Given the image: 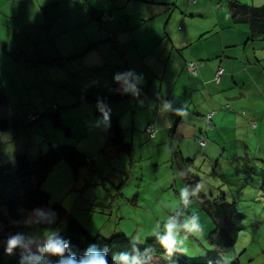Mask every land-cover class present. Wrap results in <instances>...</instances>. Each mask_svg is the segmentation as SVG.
Wrapping results in <instances>:
<instances>
[{"label":"rangeland","instance_id":"1","mask_svg":"<svg viewBox=\"0 0 264 264\" xmlns=\"http://www.w3.org/2000/svg\"><path fill=\"white\" fill-rule=\"evenodd\" d=\"M85 1L84 4V0H78L74 16L83 12L82 19L76 30L77 27L72 28L73 17L66 41L75 43L76 50L81 46L83 48L91 24H95V20L89 15L91 8L87 4L90 0ZM174 1L178 10H187L186 4L189 5V0ZM198 1H201L199 5L204 6L208 14L206 17L192 18L194 22L200 19L206 22L211 17L215 18L213 11L220 15L221 22H224V11L228 12L225 0ZM31 2L0 0V40L3 43V46L0 45V78L7 97V102L0 105V119L5 118L9 121V128L0 132V150L2 147L5 150L8 148L9 154L26 152L30 147L27 139L29 133L32 135L37 132L35 139L39 138L36 146L42 143L44 134L41 133V123L43 122V127L44 122L48 125L51 116L43 114L40 121L30 122L27 115L36 110L43 112V104L47 105L46 111H51L52 101L56 99L57 104L61 105V114L70 124L72 135L69 139L80 145L88 144L89 147L82 148V151L93 156V163L83 167L77 179L69 167L71 178L59 169L42 183V187L54 197L53 200H59L65 208L72 211L90 233L103 236L123 233L131 239L139 237L143 244L146 239L153 237V229L158 223L162 224L166 220L171 208L177 206L180 189L185 185L195 186L203 182L205 189L200 191L193 198L191 206L185 209L186 215L195 213L199 216L203 236L189 240L186 258L204 260L212 256V253L205 251L212 249L213 246L205 238L207 230L204 224L209 223L213 226L214 223L203 208V201L224 194L227 201L236 202L242 227L233 234L231 246L222 251L218 249V259L228 263L238 257L241 264H264V90L259 92L253 84L247 82L249 78H253L264 86V38L252 41L246 39L248 37L246 36L240 45L227 48L234 53L231 61H235L236 66L240 67L237 82L232 81L233 85L228 89H223L224 83L212 84L214 90L210 93L214 96V102L203 104L204 111H201L205 115L212 113L214 115L212 120L203 121L192 116L198 123H202L204 130L208 131L207 136L200 133L206 144L211 146V143H214L220 147V151L218 153L215 151V158L207 159L200 153V157L192 162L183 163L175 145L182 140L185 142L186 136L177 133L173 139V132L170 130L159 132L155 138V147L137 145L131 154L117 151L111 146L110 128L104 130L102 126H97L96 121L100 116L92 113L96 110L92 107L96 100L84 101L80 107L79 102L75 103L83 93L96 95L114 93L112 86H105L107 81L103 75L104 68L98 67L89 75L85 70L91 65L86 67L85 52L74 55L73 52L64 49L61 54L57 50L59 44L39 35L41 32L37 37L39 40L32 39L35 36V29L39 26L33 21L38 2L36 0ZM208 2L212 3V6ZM97 3L101 4L100 0ZM214 6L217 8L212 10ZM23 18H29L30 22L27 20L26 23L24 20L21 23ZM96 20L97 24L98 17ZM4 25H8V28ZM168 31L177 42L181 41L180 34L174 31L170 23ZM185 34L189 36L190 32L185 29ZM219 36L216 35L210 42L213 50L216 49L215 40ZM105 45L106 43L100 42L96 45L98 49L90 50L89 53L99 54L101 51L107 60L115 63L120 57L119 51L114 49L113 53ZM201 45L202 42L196 47L200 48ZM67 55L69 58H63ZM213 56L212 54L207 59L199 60L188 57L187 50L181 53V58L187 62L195 60L198 63L202 62V65L206 61L218 60L212 58ZM44 57H49L47 58L49 61L55 58L56 61L45 63L42 59ZM70 61L83 63V68L75 80L68 70ZM225 61L222 60V63ZM101 63L102 61L100 65ZM222 68L224 70V67ZM106 72L108 73L107 68ZM181 80L182 78L178 80L177 88L183 85ZM199 89L204 90L201 85ZM194 92L193 90L190 94ZM77 93L81 95L76 97ZM107 103L112 110L111 122L117 120L120 123L126 142L132 139L139 142L148 140V135H142V132L132 129V109L125 99L119 98ZM189 104L193 105V100ZM149 125L154 135L156 128L153 124ZM34 127L37 128L32 131ZM202 138L198 141L203 140ZM29 141L32 142L33 138L30 137ZM175 151L177 153H174ZM181 172L183 175H179ZM221 173L229 174L227 176L229 180L222 179ZM78 180L79 186L73 187V181ZM84 203H87L88 207L82 205ZM19 209L24 215L30 212ZM39 230L41 232L43 229H36ZM157 256L161 258L160 264H174L166 256Z\"/></svg>","mask_w":264,"mask_h":264},{"label":"crops","instance_id":"2","mask_svg":"<svg viewBox=\"0 0 264 264\" xmlns=\"http://www.w3.org/2000/svg\"><path fill=\"white\" fill-rule=\"evenodd\" d=\"M26 1L31 2V0ZM36 1L38 2L37 12L34 15L35 19L33 21H35L34 23L39 27L35 29V36L32 37V39L36 41L39 40L37 37L41 32L39 35L45 36L46 39L53 40L55 43L59 44L57 50L61 54L64 49L73 52L72 54L74 55L78 52L80 53L83 49L82 46L78 47L76 50L75 48L77 46L74 45L75 43H71L69 40L66 43L70 34L73 17L74 26H72V28L77 27L76 30L82 19L83 12L74 16L78 8V0ZM97 1L98 0H90L89 4H87L89 8H91L89 15L95 20V24H91V30L88 31L85 37V45L88 39L100 38L102 39L100 42L106 43L105 46L109 47L113 53L114 49H117L120 53V57L116 59L115 63H111L110 60L104 57L101 51L99 54L85 52V56H87L86 67L89 65H91V67L95 66V70L98 67H103V75L106 76L107 81L105 82L106 87H111L114 84L112 79L114 73L122 72L124 69L135 70L144 77L139 98L134 99L128 95H123L121 98L125 99L132 109L131 124L133 130L142 132V135L145 134L147 136L148 134L145 132L146 125L153 124L156 128V132L152 137L147 136V141L143 140V142H139L138 140L134 141L132 139L131 144L133 146V151H135L137 145L142 146L146 144L147 146L151 145L155 147V138H157L159 132H167L170 130L173 132V139L177 136V133L185 134L186 136L185 142L182 140L178 145L174 144L177 146L181 160H184V162H192L200 157V153H203L207 159L215 158V151L218 153L220 147L214 143H211V146H209L205 141L203 145L199 143L198 139L202 138L201 134L204 133L207 136L208 131L204 130L202 123H198L192 116L194 115L203 121L212 120L214 115L208 118L207 115L210 113L205 115L201 112L203 110V104L214 102V96L210 93L211 90H214L212 84L214 82L219 84L224 83L225 87L223 89H228L233 85L232 81L237 82V76L240 74V67L236 66L235 61H231L232 54L234 53L231 50L228 51L227 48L240 45L246 36H248L246 39H250L248 25L246 23H233L229 10L228 12L224 11V22H221L220 15L215 11H213L215 18L211 17L206 22L201 19L194 22L192 18L197 16L206 17V14H208L205 7L199 5L201 1L198 0L194 4L190 2L191 0L188 1L190 5L186 4L188 11L178 10L177 7H174L171 9L169 15H167V12L163 9L165 5L149 3L142 0H104V6L103 0H100L101 4L97 3ZM238 1L252 6L264 4V0ZM85 2L84 0L83 3L85 4ZM22 4L24 5V2ZM208 4L212 6V3L208 2ZM214 8L216 9L217 7H212V10H214ZM93 11L94 13H101V16L98 17L97 24ZM71 14L72 16H70ZM24 19L26 18H23V20ZM169 23L174 27V31L180 34V42H177L168 31ZM5 28H8V25L5 26ZM185 29L190 32L189 36H186ZM110 34L113 37L110 38ZM216 35L220 36L215 40L216 49L213 50L210 42L216 38ZM9 41L10 38L7 40V47L9 46ZM200 42H202L203 45L197 48L196 46ZM0 45L3 46L1 40ZM217 48L218 51L216 52ZM95 49L98 48L95 47L91 50ZM251 49L253 55L254 48L252 47ZM183 50H187L188 57L204 60L213 54L214 56L212 58H217L218 60L204 62L203 65L198 68L197 74L194 75L188 69L187 60L181 58ZM67 56L63 58H67ZM222 60H226L225 63H222ZM101 61L102 63L100 65ZM219 66L224 67V70L219 82H216L214 81V76ZM68 67L71 74L72 72L73 74H78L83 68V63H73V61H70ZM184 71L186 74H184ZM86 72L88 73V71ZM93 72L94 71H90L88 74L91 75ZM180 78H182L181 82L183 85H180L181 88H177ZM247 82L253 84L259 92L264 90V86H261L256 79L249 78ZM200 85L203 86L204 90L199 89ZM193 90L195 92L190 94ZM42 93H44V91ZM161 99H175L176 104L174 107H179V104L186 102L189 113L187 118H179L171 113L160 114L158 105ZM204 99H206V101H204ZM54 100L52 104L57 102L56 99ZM192 100L194 106L189 104ZM43 105L46 110L47 105ZM153 105L157 107H153ZM169 120L171 121V127H169L168 124ZM41 127L43 129V124H41ZM36 128L37 127L32 128V131H35ZM35 133L37 134V132ZM41 133L44 134L42 130ZM36 134L31 135V133H29V135H27L30 146L28 149L30 151H35L39 148V145L36 146V141L39 138L35 139L37 137ZM30 137L33 138L32 142L29 141ZM38 144L41 146V143ZM86 145L89 147L88 144ZM217 164L218 161L216 165ZM56 169H62L64 173L67 172L64 163L58 164ZM81 169H83V167ZM220 175L222 179L226 181L229 180L227 178L229 174L221 173ZM73 187L76 188L78 185L74 183ZM204 227L208 232L213 226L209 223H205ZM213 251L216 252L218 250L213 246ZM160 262L161 258L155 255L153 264H160Z\"/></svg>","mask_w":264,"mask_h":264},{"label":"trees","instance_id":"3","mask_svg":"<svg viewBox=\"0 0 264 264\" xmlns=\"http://www.w3.org/2000/svg\"><path fill=\"white\" fill-rule=\"evenodd\" d=\"M142 1L165 5V8L163 9L167 12V15H169L172 8L176 7L174 0ZM196 1L197 0H191L190 2H193L192 4H194ZM225 5L230 12L233 23H246L248 25L250 40L260 37L264 38V4L252 6L238 0H225ZM94 15L95 18L100 17L101 13L97 12ZM24 20L25 22L27 20V22H30L29 18ZM109 37L111 38L113 36L110 34ZM101 40L102 39L100 38L88 39L87 44L83 47L80 53H88L91 49L95 48ZM80 53L78 52L77 54ZM67 57L69 58V56ZM47 58L49 57L42 58L45 63L56 61L55 58L51 61L47 60ZM94 70L95 66H92L86 71L89 73ZM71 76L74 78L73 80L77 78V74H73V72ZM64 84L67 85V83ZM112 87L116 88L118 86L114 83ZM101 88L103 89V86H101ZM84 89H82V91ZM78 95L80 96L81 93H77L76 97H78ZM122 96L123 95L117 92L109 94L102 93L101 95L83 93L80 99H76L77 101H75V103L79 102L80 107L82 103H85L88 100H97V97H101L107 102H112ZM6 102V92L2 79L0 78V105ZM95 104L96 103L92 104L94 109H96ZM52 105L53 108L51 111H46L44 109L41 113L38 111L32 112L38 114V118L34 121H40L42 118L41 115L43 114H49L51 116V122H48V125L44 122L42 131L45 136L41 141L42 147L39 144V148L35 151H30L28 149L26 152L20 151L11 154H9L8 148L5 150L2 147L0 150V264H19L18 251L14 256H7L4 252V242L9 233H37L40 237H43L44 232L46 231V226L33 228L26 227L22 223L24 214L19 209L22 208L31 211L37 207H44L45 209L50 208L57 213L56 223L53 224L51 228L59 230L60 234L70 241L71 251L79 256L91 243H97L101 247L107 244L111 249L109 253V261L111 264L112 252L130 250L132 239L123 233H116L111 236L90 233L72 211L65 208L59 200H53L52 198L54 197L42 187V183L58 170L56 168L60 163H64V166L67 169L68 173L66 172L64 174L71 178L68 169L69 167L76 179L78 178V173L82 167H85L89 163H93V156H89L84 150L82 151V148H88V146L85 143L80 145L69 139L72 135V131L68 119L61 114V105L57 104V102H54ZM66 106H68V104H66ZM37 109L40 108L37 107ZM92 113L99 114L97 110H94ZM34 121L31 120L30 122ZM41 124H43V122ZM8 128L9 121L5 118L0 119V132L6 131ZM58 128L62 129V131ZM109 140L111 146L115 147L117 151H123L127 154L132 153L133 146L131 141L126 142L124 140L123 129L117 120L111 122ZM174 153L177 152L175 151ZM179 158L181 159L180 155ZM181 161L185 163L184 160ZM73 182L79 186V180ZM203 202V208L214 223L213 227L206 233V239L208 243L213 245L217 250H224L226 247L232 245L234 240L233 234H236L237 229L242 227V223L239 222V212L236 202L234 200L227 201L224 194H222L221 197L216 196L212 199L206 198ZM82 205L88 206L87 203ZM39 228H42L43 230H41V232L40 230L36 231V229ZM148 245L153 246L155 249V255L166 256L163 249L156 243L154 237L146 239L142 245H139V247L141 248V251H143V248ZM205 251H211L208 253H212V256H208L204 260H190L187 259L188 257L186 258V254L168 258L174 264H208L209 261H212L213 264H241L238 257L228 263L218 259L219 250L215 252L212 248L206 249Z\"/></svg>","mask_w":264,"mask_h":264},{"label":"clouds","instance_id":"4","mask_svg":"<svg viewBox=\"0 0 264 264\" xmlns=\"http://www.w3.org/2000/svg\"><path fill=\"white\" fill-rule=\"evenodd\" d=\"M112 79L118 86L112 89L114 92L131 96L134 99L140 97L144 81L142 74L129 69L114 73ZM175 104V99H161L158 111L160 114L171 113L179 118H187L189 114L187 103H181L179 107H174ZM95 107L100 116V119L96 121L97 126H102L104 130H107L111 126V107L101 97H97ZM153 107L157 106L153 105ZM168 124L171 127L170 120ZM179 175H183V173L181 172ZM204 189L203 182L197 183L195 186L185 185L182 187L177 206L172 207L166 220L162 224L158 223L153 229L152 236L167 257L184 255L188 251L189 240L203 236V227L199 216L195 213L186 215L185 209L191 206L193 198ZM56 220L57 213L50 208L37 207L26 212L22 221L26 227L46 226V231L43 237L37 233H9L4 242L5 255L13 256L18 251L19 264H110L111 249L107 244L101 247L97 243H91L79 256L71 251L70 241L65 239L59 230L51 228ZM141 244L140 238L135 237L131 240L130 250L112 252L111 264H153L155 249L152 245H148L141 251L139 247ZM208 264H213V262L209 261Z\"/></svg>","mask_w":264,"mask_h":264},{"label":"built area","instance_id":"5","mask_svg":"<svg viewBox=\"0 0 264 264\" xmlns=\"http://www.w3.org/2000/svg\"><path fill=\"white\" fill-rule=\"evenodd\" d=\"M187 65H188V69H189V71H190L192 74L196 75V74H197V71H198V68L202 65V62L198 63V62L195 61V60H190V61L187 63ZM123 71H126V70H123ZM222 74H223V68H222L221 66H219V67L216 69V71H215L214 81L219 82L220 77H221ZM212 115H213V114L210 113V114L207 115V117L210 118ZM37 117H38V114H34V113H29V114L27 115V118H29L30 121H31V120L34 121ZM146 132H147V134H148L150 137H152L153 133H152V127H151V125H149V124L147 125V127H146ZM199 143H200L201 145H203L205 142H204V140H199Z\"/></svg>","mask_w":264,"mask_h":264}]
</instances>
